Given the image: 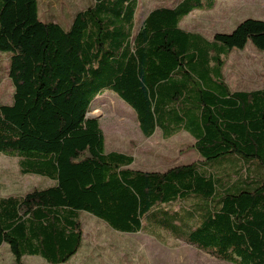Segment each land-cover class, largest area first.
<instances>
[{"label": "trees", "instance_id": "obj_1", "mask_svg": "<svg viewBox=\"0 0 264 264\" xmlns=\"http://www.w3.org/2000/svg\"><path fill=\"white\" fill-rule=\"evenodd\" d=\"M214 5L182 0L135 30L138 0H93L65 31L41 19L38 0H0L13 86L12 102L0 105V154L17 158L21 175L52 182L0 198V247L15 264L69 262L82 245V213L221 262L264 264V77L259 90L232 91L223 73L232 51L264 52V20L211 39L180 28ZM105 91L133 110L144 138L188 134L201 162L140 171L132 156L106 153L99 120L86 119Z\"/></svg>", "mask_w": 264, "mask_h": 264}, {"label": "rangeland", "instance_id": "obj_2", "mask_svg": "<svg viewBox=\"0 0 264 264\" xmlns=\"http://www.w3.org/2000/svg\"><path fill=\"white\" fill-rule=\"evenodd\" d=\"M43 21L59 24L69 30L74 16L92 5L93 0H38ZM182 0H138L137 30L154 9L173 8ZM245 19L264 20V0H220L211 12L195 11L184 18L181 28L207 39L216 33H230ZM10 54L0 52V105L12 102L13 86L7 76ZM225 82L232 91H255L262 88L264 52L247 46L232 51L224 67ZM100 116L105 152H118L134 159L131 168L140 171L164 172L176 166L199 163L193 148L194 140L186 133L163 139L157 131L144 138L133 110L110 91L98 96L90 112ZM47 179L21 175L17 158L0 154V198L22 196L35 189L51 186ZM83 241L78 253L65 264H229L184 244L163 237L159 242L143 234L115 233L97 218L83 213L80 217ZM162 239V238H161ZM22 264H47L40 257H24ZM0 264H15L8 246L0 247Z\"/></svg>", "mask_w": 264, "mask_h": 264}, {"label": "crops", "instance_id": "obj_3", "mask_svg": "<svg viewBox=\"0 0 264 264\" xmlns=\"http://www.w3.org/2000/svg\"><path fill=\"white\" fill-rule=\"evenodd\" d=\"M218 1H220V0H215V5H214V7H213V9H211V10H195V11H202V12H211V11H213V10H215L216 8H217V2ZM177 6V5H176ZM195 11H193V12H191L190 14H192V13H194ZM189 14V15H190ZM188 15V16H189ZM187 16V17H188ZM186 18V17H185ZM184 20V19H183ZM182 20V21H183ZM181 21V23H183ZM181 23H180V26H181ZM181 28V27H180ZM182 29V28H181ZM245 50V49H244ZM244 50H242V51H244ZM241 52V51H240ZM156 133V132H155ZM154 133V134H155ZM183 133V132H182ZM161 134V133H160ZM162 136V135H161ZM163 138V137H162ZM164 139V138H163ZM194 143V142H193ZM134 163V162H133ZM27 176V175H26ZM44 179V178H43ZM48 181H50V180H48ZM51 182V181H50ZM52 183V182H51ZM173 209L174 210H179L180 209V205H177V206H175V207H173ZM83 214V213H82ZM81 214V215H82ZM81 215H80V217H81ZM115 233H119V232H116V231H114ZM83 233V232H82ZM136 234H141V233H136ZM127 235V234H126ZM128 235H133V234H128ZM144 235V234H143ZM147 236V235H146ZM149 237V236H148ZM151 237V236H150ZM159 237L160 238H162V239H160V240H158L159 242H162V240H163V237H167L166 239H168V240H172V242H176V243H180V244H184V245H186V246H189V247H192V248H195V247H193V246H190V245H187L186 243H184L183 241H181V240H174V239H172L171 237H169V236H166V235H159ZM156 239V238H155ZM83 241V240H82ZM196 249V248H195ZM196 250H198V249H196ZM200 251V250H199ZM202 252V251H201ZM204 253V252H203ZM208 255V254H207ZM209 256V255H208ZM24 258V257H23ZM71 260V259H70Z\"/></svg>", "mask_w": 264, "mask_h": 264}, {"label": "water", "instance_id": "obj_4", "mask_svg": "<svg viewBox=\"0 0 264 264\" xmlns=\"http://www.w3.org/2000/svg\"><path fill=\"white\" fill-rule=\"evenodd\" d=\"M86 119H94V120H99L100 119V116H95L91 113H87L86 114Z\"/></svg>", "mask_w": 264, "mask_h": 264}]
</instances>
